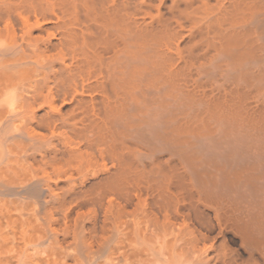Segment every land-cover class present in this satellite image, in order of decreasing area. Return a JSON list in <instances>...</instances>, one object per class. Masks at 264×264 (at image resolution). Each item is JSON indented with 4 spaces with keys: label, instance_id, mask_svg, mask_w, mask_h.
<instances>
[{
    "label": "bare ground",
    "instance_id": "bare-ground-1",
    "mask_svg": "<svg viewBox=\"0 0 264 264\" xmlns=\"http://www.w3.org/2000/svg\"><path fill=\"white\" fill-rule=\"evenodd\" d=\"M264 0H0V264H264Z\"/></svg>",
    "mask_w": 264,
    "mask_h": 264
},
{
    "label": "rangeland",
    "instance_id": "rangeland-1",
    "mask_svg": "<svg viewBox=\"0 0 264 264\" xmlns=\"http://www.w3.org/2000/svg\"><path fill=\"white\" fill-rule=\"evenodd\" d=\"M263 90H264V87H263ZM262 93H264V91H263ZM263 95H264V94H263ZM0 250H3V248H0Z\"/></svg>",
    "mask_w": 264,
    "mask_h": 264
}]
</instances>
